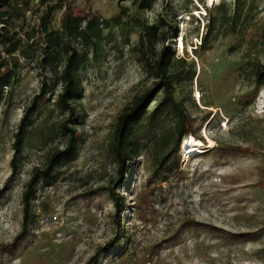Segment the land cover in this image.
I'll list each match as a JSON object with an SVG mask.
<instances>
[{"label": "rangeland", "instance_id": "374dc122", "mask_svg": "<svg viewBox=\"0 0 264 264\" xmlns=\"http://www.w3.org/2000/svg\"><path fill=\"white\" fill-rule=\"evenodd\" d=\"M14 2L0 0V14ZM215 5L156 0L139 10L135 0H21L10 28L21 33V50L33 56H9L0 45L1 57L17 59L0 103V264H264V84L256 77L264 66V0ZM47 6L54 7L51 29L61 28L68 9L98 15L103 25V38L93 45L71 41L81 54L74 116L58 102L65 62L50 55L54 59L45 63L39 36L26 42ZM225 12L239 14L232 26ZM210 18L215 30L203 47ZM153 24L170 37L157 43V52L168 45L194 63L193 77L178 78L177 97L189 115L187 136L206 147L181 143L159 168L161 145L144 131L147 149L128 162L126 181L117 185L111 143L119 116L156 80L146 57L152 54L138 44L144 25ZM163 96L149 103V112ZM34 105L13 172L14 136ZM175 122L170 117L165 127ZM70 128L76 130L71 156L44 173L67 147ZM35 173L40 176L25 227L24 192ZM109 189L125 198L118 214Z\"/></svg>", "mask_w": 264, "mask_h": 264}, {"label": "trees", "instance_id": "16d2710c", "mask_svg": "<svg viewBox=\"0 0 264 264\" xmlns=\"http://www.w3.org/2000/svg\"><path fill=\"white\" fill-rule=\"evenodd\" d=\"M12 1V0H7ZM48 0H41L45 4ZM119 3L125 0H117ZM156 0H135L139 10L151 8ZM21 0H15L12 10H7L0 14V23H4V28L0 30V45L6 47V52L9 56L20 51L24 58L33 56L30 50H21L22 39L18 33L12 31L10 28L11 13L18 11ZM28 4V0H25ZM217 6L214 5V8ZM54 11L53 6H47L38 26H34L30 32H26V42H30L35 37L39 36L46 45L45 51L48 56L44 57V62L49 63V60L58 56L61 62L64 63V68L59 76V80L64 84L63 92L58 97V102L66 110L69 111L70 116L75 115V109L72 102L78 96L81 85L78 70L81 65V54L72 46V39L79 40L86 45H93L103 38V25L101 17L98 15L84 16L83 14H73L69 9L64 13L60 29H51V18ZM11 15V16H10ZM238 13L228 15L226 12L223 14L225 17H230L228 22L230 26L236 23ZM215 30V19L210 18L207 31L202 37L201 45L206 47L209 37ZM169 34L163 31L159 25H144V28L139 37V46L146 48L143 54L151 53L152 56H147V61L151 69V73L155 76V84L153 89L149 90L146 94L141 96L132 106L125 109L119 116L117 128L115 131L114 139L111 143V152L115 157L118 165L119 179L118 184L125 182V173L129 170L128 162L138 158L147 149L146 144L142 140V132H152L151 140L161 145L160 153L158 155V167L164 168L169 161L170 154L182 145L191 150L205 148L202 143H194V135H189L191 130L188 126V117L186 108L183 103L178 99L177 94V80L182 74L188 77H193V64L188 61L187 57L176 56L175 51L168 45H164L160 52L156 51V45L159 41L164 44L169 39ZM5 49V48H4ZM142 50V49H140ZM0 56V103L2 101L3 87L7 86L9 81L6 79L11 67L10 63L16 61ZM54 62V60H53ZM59 69V66H58ZM256 77L259 83L264 84V66L256 70ZM7 80V81H5ZM163 92L164 96L157 107L150 111L148 105L151 101L156 100L157 95ZM37 104V100L34 102ZM31 107L24 114L18 129L14 136L13 149L14 156L11 161L13 172L19 169V158L23 153L26 142V134L31 120V113L35 107ZM173 117L175 124L173 128H166L165 122L168 118ZM156 127L155 129H153ZM190 138V139H184ZM184 139V140H183ZM183 141V142H182ZM76 143V130L70 128V136L68 145L64 150L57 151L49 161L47 170L48 173L60 160L71 156ZM40 173H35L27 184V189L24 192V226L26 227L29 222L31 203L35 193L36 185L39 181ZM117 189V188H116ZM116 189H109L111 198L116 206L117 214L124 210L125 198L120 195Z\"/></svg>", "mask_w": 264, "mask_h": 264}, {"label": "bare ground", "instance_id": "6f19581e", "mask_svg": "<svg viewBox=\"0 0 264 264\" xmlns=\"http://www.w3.org/2000/svg\"><path fill=\"white\" fill-rule=\"evenodd\" d=\"M209 2H210V4H211L212 6H214L215 3H216V0H209ZM180 42L182 43V38H181ZM182 44H183V43H182Z\"/></svg>", "mask_w": 264, "mask_h": 264}, {"label": "built area", "instance_id": "2783aa9c", "mask_svg": "<svg viewBox=\"0 0 264 264\" xmlns=\"http://www.w3.org/2000/svg\"><path fill=\"white\" fill-rule=\"evenodd\" d=\"M4 23H0V30H2L3 28H4ZM18 36L19 37H21V33L20 32H18Z\"/></svg>", "mask_w": 264, "mask_h": 264}]
</instances>
